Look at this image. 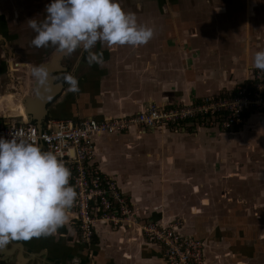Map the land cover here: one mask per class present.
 Returning <instances> with one entry per match:
<instances>
[{
  "label": "crops",
  "instance_id": "crops-1",
  "mask_svg": "<svg viewBox=\"0 0 264 264\" xmlns=\"http://www.w3.org/2000/svg\"><path fill=\"white\" fill-rule=\"evenodd\" d=\"M48 2L0 0V122L25 120L26 98L37 91L34 66L57 70L45 89L62 86L44 120L77 122L224 95L248 82L254 53L264 50V0H119L153 28L147 43L98 41L91 50L103 53L100 64H89L80 48L55 62L60 49L32 45L27 23L43 20ZM230 134L202 127L104 134L95 164L117 181L139 220L164 227L180 220L183 235L203 240L204 264H254L264 247V115H248ZM67 217L52 233L0 247V264H166L161 247L133 224L99 223L84 245Z\"/></svg>",
  "mask_w": 264,
  "mask_h": 264
},
{
  "label": "built area",
  "instance_id": "built-area-1",
  "mask_svg": "<svg viewBox=\"0 0 264 264\" xmlns=\"http://www.w3.org/2000/svg\"><path fill=\"white\" fill-rule=\"evenodd\" d=\"M254 114L264 115V71L260 69L235 90L190 104L151 103L131 116L88 117L77 122L48 119L42 122L40 130L30 120L0 122V136L10 139L16 134L30 139L42 150L54 152L70 169L69 183L77 197L68 212L74 216L82 244L92 243L99 223L115 227L133 224L147 241L161 247L166 264H204V241L183 235L179 231L180 220L164 227L135 217L132 203L117 181L96 166V139L104 134L165 127L221 128L233 133L245 124L248 115Z\"/></svg>",
  "mask_w": 264,
  "mask_h": 264
},
{
  "label": "clouds",
  "instance_id": "clouds-1",
  "mask_svg": "<svg viewBox=\"0 0 264 264\" xmlns=\"http://www.w3.org/2000/svg\"><path fill=\"white\" fill-rule=\"evenodd\" d=\"M139 6V5H138ZM43 20H27L35 33L31 44H49L72 53L87 52L89 64L103 62V53L91 49L99 41L109 46H139L153 36V28L137 21L119 0H49ZM252 67L264 71V50L254 53ZM43 82L46 71L34 66ZM69 90H79L77 79L66 74ZM70 169L52 151L19 135L0 136V247L12 239L54 232L67 220L77 192L69 183Z\"/></svg>",
  "mask_w": 264,
  "mask_h": 264
},
{
  "label": "water",
  "instance_id": "water-1",
  "mask_svg": "<svg viewBox=\"0 0 264 264\" xmlns=\"http://www.w3.org/2000/svg\"><path fill=\"white\" fill-rule=\"evenodd\" d=\"M69 53L66 51L60 50L59 53L55 54L52 58L55 62H58L59 58H64L68 56ZM61 68V67H60ZM46 71V77L43 82H35L32 86L36 87L37 91L33 97L26 98V113L27 118L30 121H34L38 126V129H41V124L45 119L46 116V105L53 101L56 94L59 93V88L62 87L60 83L54 85L49 89H45L46 84H50L54 78L53 74L57 73V70L51 68L49 66L44 67ZM47 92V93H46ZM22 121L17 120L16 123H20ZM42 149V146L40 147Z\"/></svg>",
  "mask_w": 264,
  "mask_h": 264
},
{
  "label": "rangeland",
  "instance_id": "rangeland-1",
  "mask_svg": "<svg viewBox=\"0 0 264 264\" xmlns=\"http://www.w3.org/2000/svg\"><path fill=\"white\" fill-rule=\"evenodd\" d=\"M218 131H221V132H223L224 134H226V135H228L229 136V134L230 133H228V132H225V131H223L221 128H216ZM231 135V134H230ZM228 139H234L233 138V136H230V137H227ZM223 140H225L224 138H222ZM242 140V139H241ZM68 213V212H67ZM74 221V220H73ZM72 221V222H73ZM76 227H77V225H76ZM263 249V251H259L260 252V256L258 255V257L256 258V259H253V260H255L256 262H254V264H264V247L262 248ZM259 252H258V254H259Z\"/></svg>",
  "mask_w": 264,
  "mask_h": 264
},
{
  "label": "bare ground",
  "instance_id": "bare-ground-1",
  "mask_svg": "<svg viewBox=\"0 0 264 264\" xmlns=\"http://www.w3.org/2000/svg\"><path fill=\"white\" fill-rule=\"evenodd\" d=\"M22 117H24L25 120H28V118H27L28 116H27V113H26V109H25V111L23 112V116H22Z\"/></svg>",
  "mask_w": 264,
  "mask_h": 264
},
{
  "label": "trees",
  "instance_id": "trees-1",
  "mask_svg": "<svg viewBox=\"0 0 264 264\" xmlns=\"http://www.w3.org/2000/svg\"><path fill=\"white\" fill-rule=\"evenodd\" d=\"M96 235V234H95ZM95 235H94V238H93V240H92V243L94 242V239H95Z\"/></svg>",
  "mask_w": 264,
  "mask_h": 264
}]
</instances>
